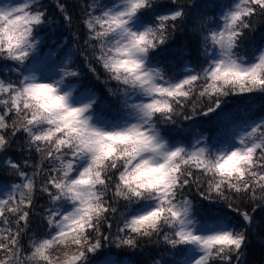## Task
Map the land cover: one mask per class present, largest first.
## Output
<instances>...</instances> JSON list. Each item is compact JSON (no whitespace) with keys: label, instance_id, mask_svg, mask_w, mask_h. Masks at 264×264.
<instances>
[{"label":"snow or ice","instance_id":"snow-or-ice-1","mask_svg":"<svg viewBox=\"0 0 264 264\" xmlns=\"http://www.w3.org/2000/svg\"><path fill=\"white\" fill-rule=\"evenodd\" d=\"M54 6L70 27L69 5ZM74 7L84 32L67 52L42 38L61 26L44 0H0V264H133L96 257L146 245L164 246L151 264H247L264 116L234 122L232 109H264V0ZM189 24L194 48L175 44ZM217 115L215 136L182 138L178 120Z\"/></svg>","mask_w":264,"mask_h":264},{"label":"trees","instance_id":"trees-1","mask_svg":"<svg viewBox=\"0 0 264 264\" xmlns=\"http://www.w3.org/2000/svg\"><path fill=\"white\" fill-rule=\"evenodd\" d=\"M44 2L48 5L49 13L57 17V20L61 26L59 30L55 33L49 30L47 33L43 34L42 38L46 40V43L49 46H53L56 43L57 39H62L64 41H67L69 47L65 49V51L71 52L76 43L72 38V34L79 33L81 34V36H83V32H84L83 26L78 19L79 10L74 7V5L77 3V0H65V2L69 5V12L73 15V24L70 27L64 26L63 22L59 20V13L55 9L54 0H44ZM165 2L170 3V0H165ZM200 2H203V0H200ZM213 14L214 13L212 11H209L207 13V15L209 16ZM192 33H193V26L189 24L187 28L183 30L182 33L177 34L175 38V44L178 45L183 43L186 44L189 48H194L198 38L194 39ZM48 50L49 47H45L43 49V53L45 54ZM72 59L76 60V57L73 56ZM189 59H194V57H189ZM77 66L82 68V63L78 64ZM82 71L86 74L83 76L84 83L86 85L92 86L102 95L107 96V93L103 88V85L100 84L98 81H96L94 77L91 76L90 73H87L86 69L82 68ZM108 99L112 100L111 97H108ZM232 111L235 117L234 122L242 119L264 116V109L261 108V103L259 100H257L252 105L250 111H241L239 113H236L235 109H232ZM202 119L203 117H197L195 119V122L178 120V126L180 128L187 129V131L183 133V135H185L186 137H189L195 131L208 132L213 137L221 130V125L223 124L222 115L214 116L211 122L208 121L207 118H204V121L202 122ZM9 154L13 155L14 159L17 160L20 159L19 155L14 151H11ZM38 159H39L38 156H33L32 158L33 163L37 162ZM3 178L9 179L8 177H3ZM193 202L194 204L196 203L195 200ZM45 204H46V197H40L37 202V209L39 210ZM248 210L251 211V208L249 207ZM255 220L261 225V227L255 229L254 234L251 237V244L248 249L247 264H264V240H262V236H264V210L257 211V213L255 214ZM32 227L33 228L37 227L35 223V219L32 224ZM44 230H45L44 226L41 225L39 231L42 233ZM163 250H164V246L162 245L160 246L146 245L136 255H131L128 252L111 248V249H105L100 253H98L96 259L99 260L105 256L111 255L121 260L132 261L133 264H141V262H145V264H151V259L153 257L159 259L160 256L163 254ZM165 259H167V257H165Z\"/></svg>","mask_w":264,"mask_h":264},{"label":"rangeland","instance_id":"rangeland-1","mask_svg":"<svg viewBox=\"0 0 264 264\" xmlns=\"http://www.w3.org/2000/svg\"><path fill=\"white\" fill-rule=\"evenodd\" d=\"M48 51H49V50H48ZM48 51H47V52H48ZM47 52H46L45 54H47ZM54 58H56V57H54ZM202 133L205 134V135H207V136H209L208 133H204V132H202ZM182 138L185 139V142H186V143L189 142L188 137H186L185 135H183Z\"/></svg>","mask_w":264,"mask_h":264},{"label":"bare ground","instance_id":"bare-ground-1","mask_svg":"<svg viewBox=\"0 0 264 264\" xmlns=\"http://www.w3.org/2000/svg\"><path fill=\"white\" fill-rule=\"evenodd\" d=\"M204 121V118L202 119V122Z\"/></svg>","mask_w":264,"mask_h":264}]
</instances>
